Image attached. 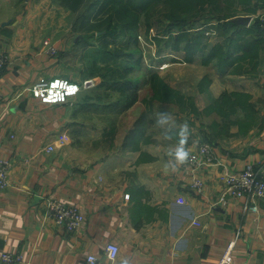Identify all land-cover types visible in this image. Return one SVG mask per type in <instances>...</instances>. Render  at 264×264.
Here are the masks:
<instances>
[{
  "label": "crops",
  "instance_id": "crops-1",
  "mask_svg": "<svg viewBox=\"0 0 264 264\" xmlns=\"http://www.w3.org/2000/svg\"><path fill=\"white\" fill-rule=\"evenodd\" d=\"M217 1L194 27L173 31L191 30L176 49L182 58L168 43L156 57L161 70L148 64L144 76L126 78L121 73H136L143 60L127 59L104 78H116L111 85L101 79L67 103L46 104L32 85L96 75L70 69L72 29L52 38L56 23L42 22L52 11L41 5L46 0H0V48L9 57L0 71V159L10 164L9 184L0 188V253L18 255L14 264H90L89 254L97 264H217L237 237L232 264H264V199L247 209L221 178L247 163L264 175V0ZM46 39L55 53L44 49ZM159 81L170 99L154 97ZM223 95L233 97L224 103ZM160 113L174 123L158 126ZM185 123L188 149L208 141L214 160L166 170ZM60 137L63 145L48 151ZM54 200L81 209L84 226L70 232L58 224L49 214ZM109 241L120 247L114 261L105 254Z\"/></svg>",
  "mask_w": 264,
  "mask_h": 264
},
{
  "label": "rangeland",
  "instance_id": "rangeland-1",
  "mask_svg": "<svg viewBox=\"0 0 264 264\" xmlns=\"http://www.w3.org/2000/svg\"><path fill=\"white\" fill-rule=\"evenodd\" d=\"M36 1L39 4V1L43 0H35V2ZM87 1L88 0L84 1V4L78 11L69 9L63 0H46L45 3H41V5H50V7H52L50 14L44 15V18H42V22L44 23L50 22L49 24H51L53 21L56 23L57 30L52 38H62L65 34L68 35L70 29H72L69 37L71 40L69 49L73 57L69 55L68 61L70 69L75 72L78 77L89 74H91V76L96 75L92 78L98 79L100 83L101 79L110 75L113 70H117L120 66L123 67L127 59L129 61H136L142 58L143 60H141L142 64L140 67L138 66L136 73H121L122 76L127 75L126 78L144 76L147 66H149L148 64H152L154 67L153 69L161 70L159 61H156V57L160 53L166 51V49L163 51V48L167 47L168 43H171L169 38H163V35L168 33L164 25L171 21V19L167 17V13L173 9L168 2L158 1L157 3H153L149 11L150 15H145L144 12L140 10L141 18L137 27H135L133 31H131V29L123 31L120 25L125 22L124 20H117L114 18L111 22H106L108 14L113 10L109 12L103 11L102 14L94 16L96 9L87 11L85 6ZM134 1L138 2L140 0ZM201 5L203 4L200 3L193 9L194 14L197 13V9ZM206 5L207 3L202 7ZM217 11L219 12L221 9L217 7ZM82 12L90 15V22H100L104 20L101 25L102 28H95L94 30L87 31L84 27H79V23L81 22L79 15ZM200 12H203V10H198V13ZM132 19L131 17L128 20L130 21ZM129 31L137 34V40L129 35ZM124 33H126V36L123 35ZM100 40H104V42H100ZM169 49L176 54L178 52L176 49L179 48H175L171 45ZM128 53H130L132 57H130ZM179 53L180 52H178L176 56L182 58L183 53ZM174 58V61L178 60ZM175 63L176 62H174V64ZM167 66L166 64L164 65V67ZM122 76L120 79H123ZM113 95L115 97L118 96L119 93L113 92Z\"/></svg>",
  "mask_w": 264,
  "mask_h": 264
},
{
  "label": "built area",
  "instance_id": "built-area-1",
  "mask_svg": "<svg viewBox=\"0 0 264 264\" xmlns=\"http://www.w3.org/2000/svg\"><path fill=\"white\" fill-rule=\"evenodd\" d=\"M264 18V17H263ZM44 49L50 53H55L56 48L50 40L44 41ZM9 61L8 55L0 48V71L4 69ZM97 78V77H96ZM99 83L98 79H86L83 83H79L73 79L64 76H55L48 80H41L39 83L30 87L34 97L46 104H62L67 103L71 98L76 97L82 87H90ZM63 138H57L52 144L47 146L48 151H53L57 146H62ZM191 165L195 170L199 169L205 163H212L214 160L213 146L208 141L200 140L195 150L190 151ZM9 168L10 164L5 159H0V188H6L9 184ZM221 178L225 182L226 192H231L238 198H246L248 201L247 209L257 210V202L264 199V175L252 163H247L242 169H226L222 172ZM193 186L198 192L204 189L203 181L196 179ZM225 192V193H226ZM225 193L220 197V201L225 202ZM49 214L57 221L58 224L64 226L67 231L75 232L84 226L86 221L85 214L75 205H71L62 201L54 200L49 202ZM237 238V237H236ZM236 238L231 240L227 245L224 253L220 257L217 264H232L233 249ZM120 252L119 245L114 241H109L105 245V254L114 261ZM19 256L10 251L0 253V260L4 264H14L19 261ZM90 264H97L98 257L89 254L87 257Z\"/></svg>",
  "mask_w": 264,
  "mask_h": 264
},
{
  "label": "trees",
  "instance_id": "trees-1",
  "mask_svg": "<svg viewBox=\"0 0 264 264\" xmlns=\"http://www.w3.org/2000/svg\"><path fill=\"white\" fill-rule=\"evenodd\" d=\"M85 0H63V2L68 6L69 9L73 11L80 10L79 8L84 4ZM158 1H164L168 2L170 6L173 8L171 11L167 13V17L171 19L169 24L165 26V30L168 31L169 38H170V46L173 45L175 48H179L180 42L182 39H188L190 40V32L191 30H188L187 33H181L179 37L173 35V31L180 32L184 30L183 28L188 25L191 27H194V22L199 17L203 16V12L198 13V10H204L205 7L204 4H208L209 7H213V11H215V6L218 5L217 0H140L138 2H135L134 0H88L85 4L87 11L95 10L94 16L97 14H102L103 11H112L108 14V17L106 18V22H111L114 18L122 19L125 22L121 23L122 30L125 31L126 29L133 31L135 27L139 24L140 18H141V11L144 12L145 15H150V9L153 3H157ZM203 4L199 6L197 9V13H193V9L196 8L198 4ZM138 7V8H137ZM203 8V9H202ZM141 10V11H140ZM133 18L132 20H128L130 18ZM226 18L225 15H219V19ZM79 19L81 22L79 23V27H84L87 31L94 30L95 28H102L103 21L100 22H90V15L87 13H80ZM130 32V36L137 40V34L135 32ZM126 36V33L123 34ZM195 42V38L188 43L189 45H192ZM119 51V50H118ZM126 70H129V68H126ZM116 78L108 77L102 81V84L104 82L103 86L111 85L110 82L114 81ZM154 89V97L158 98L159 100L163 99H170V96L172 95V90H170L166 84L162 81H159L158 84L153 85ZM164 90V92H163ZM230 98H227L226 95H223L221 97V101L226 103L231 101V97L233 95H229ZM134 99H132L133 102ZM233 103V102H231Z\"/></svg>",
  "mask_w": 264,
  "mask_h": 264
},
{
  "label": "clouds",
  "instance_id": "clouds-1",
  "mask_svg": "<svg viewBox=\"0 0 264 264\" xmlns=\"http://www.w3.org/2000/svg\"><path fill=\"white\" fill-rule=\"evenodd\" d=\"M169 121H172L174 123L173 118L170 114L168 113L158 114V118H157L158 126H163L167 124ZM178 136H179L178 144L174 149L169 150V152L167 153L169 159L165 163V169L171 170L173 172L178 171L180 167L189 163L191 158L190 150L187 147V143L189 139V128L186 123L180 126V131L178 133ZM165 139L171 140L172 137L168 133H165ZM123 264H127V261L125 260Z\"/></svg>",
  "mask_w": 264,
  "mask_h": 264
}]
</instances>
